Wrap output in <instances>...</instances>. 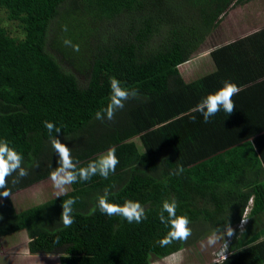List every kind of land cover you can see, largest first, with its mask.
<instances>
[{"label": "trees", "instance_id": "16d2710c", "mask_svg": "<svg viewBox=\"0 0 264 264\" xmlns=\"http://www.w3.org/2000/svg\"><path fill=\"white\" fill-rule=\"evenodd\" d=\"M69 1L0 0V10L18 22L23 36L11 38L0 25V140L22 154V166L29 174L39 171L40 179H49L59 166L54 138L71 150L78 167L113 146L119 164L107 179L97 174L73 183L65 194L20 212L0 191V247L3 240L27 239L30 253H58L60 264H150L152 258L165 259L189 248L191 238L161 245L170 231L159 219L163 202L175 198L177 215H187L190 224L199 221L201 212L190 205L178 178L151 180L155 162L163 168L178 163L186 170L252 137L264 167V105L251 103L254 93L240 90L232 98L235 109L230 115L221 109L205 123L192 109L223 84L214 90V80L187 83L178 70L217 28L220 16L248 0H74L67 12ZM81 11L80 17L90 20L76 25L80 18H73ZM65 40L79 45V51ZM72 69L87 73L84 84ZM112 77L137 95L112 120H98L96 113L110 102ZM45 121L60 132L50 133ZM199 175L202 184L214 186L209 170ZM105 189L110 203L139 201L147 219L128 223L122 216L103 214L98 199ZM250 192L248 225L234 241L245 249L227 260L264 264V188L256 185ZM73 197L78 198L74 223L65 227L62 203ZM249 199L244 196L241 204L228 209L222 223L205 220L215 227L223 228L227 220L234 225Z\"/></svg>", "mask_w": 264, "mask_h": 264}, {"label": "rangeland", "instance_id": "374dc122", "mask_svg": "<svg viewBox=\"0 0 264 264\" xmlns=\"http://www.w3.org/2000/svg\"><path fill=\"white\" fill-rule=\"evenodd\" d=\"M79 1V0H77ZM77 5V3H76ZM78 6V5H77ZM264 6V5H263ZM74 7V0L69 1L68 4L65 7V10L67 12H71V9ZM80 7V4H79ZM92 8L91 6H89ZM87 7V10L90 9ZM238 5L231 6L228 10H226L219 18L218 26L216 29H219V32L217 34L218 37H215V39H218L211 42H206L202 44L199 48L201 50H205L204 52L200 53L197 56L191 55V60L189 64L180 65L179 73L182 76V78L186 81H190V78L196 77L192 74H189L188 76L185 75V71L188 72V69H202L208 62L207 56L205 52H209L214 46L220 45L223 41H228L229 38L232 37H239L242 35H245V31L239 27L237 24V13L238 11ZM251 7V6H249ZM81 8V7H80ZM246 13V21H248L249 17H247L248 14V7L244 9ZM79 15V16H78ZM82 15V11L78 12L77 16L73 18L75 21H77L76 25L78 23H87L90 19L88 18H82L80 17ZM0 25L7 28L10 37L11 38H17L22 39V33L19 29V24L16 21H9L6 16L5 10H0ZM98 29H100V25L94 24ZM257 26L254 23V28ZM215 29V30H216ZM235 29L234 35H230L229 33ZM214 30V31H215ZM213 31V32H214ZM212 32V33H213ZM211 33V34H212ZM210 34V35H211ZM214 35L216 36V32H214ZM228 37H223L227 36ZM53 38V37H52ZM214 38V37H213ZM211 38V39H213ZM208 39V38H207ZM206 39V40H207ZM210 39V41H212ZM206 44V45H205ZM203 46V47H202ZM200 49H198L197 52H200ZM58 61L62 64V66L69 70L68 67H66L65 63L63 62L64 58L62 56L56 55ZM203 65V66H202ZM184 71V72H183ZM72 74L80 81V83L84 84L87 73H83V70L80 69H72ZM248 164H253L255 168L258 171L256 173H259L261 170L260 164H258L257 156L255 155V152L253 148L249 145H243L241 147H238L236 150H233L227 154H224L216 159L209 160L207 162H204L202 164H199L198 166H195L192 169H186L182 172H179V169H176L177 171H174L175 173L171 171H164L161 170L155 171V173L152 175L151 180L153 182L163 179L165 176L167 177H176L178 178L182 184L183 189L187 193L189 197L190 205L196 207L197 209H200V214H198L199 221L196 220L197 223H191L189 227L192 230L191 240L189 248L183 249L179 251L178 253L172 254L169 258L165 260H157L152 258L150 260V264H207V262L215 261L218 257L222 260L223 257H221V251L224 248L225 243H227V246L231 245L232 242L235 239H238V236L240 235L239 232H234L231 237H228L227 235L219 241L215 246L202 248L201 244L202 242L206 244L207 237L217 228L218 225L210 226V224L206 220H200L203 218L204 213H202V210L204 209H210L214 208L217 200L220 198H225L228 195H232L231 197L226 198L227 205L225 206V210L227 211L226 217L228 218V207L231 208L232 206L236 205L238 201L244 196H251L252 192L251 189L255 186L254 183L249 184V179H246L245 175L241 173V170L244 166L248 168ZM207 169L209 170L210 175L213 176V184L214 186L210 188V186H205L201 182V177L199 175V172ZM16 174V175H15ZM18 176L17 173H13L11 177L8 178V190H9V197L14 204V208L17 212L23 211L26 208H31L36 205H39L41 203H44L50 199H53L57 197V190L54 188L53 183L51 179H40V172L37 170L30 171V174L25 177L26 179L19 178V182L13 184L12 181L16 179ZM228 181V182H226ZM224 183L228 184L227 188L222 187ZM221 184V185H220ZM244 184V190H241L237 193V195L231 194L237 191L238 185ZM0 191H3V189H0ZM69 191V187L67 192ZM11 192V193H10ZM251 193V194H250ZM63 195V194H62ZM61 196V195H60ZM230 198V199H229ZM205 200H211L213 203L208 204ZM231 200H235V204L231 202ZM210 203V202H209ZM249 207V209H248ZM248 207L246 209V212H243L241 215L242 220L247 218V222H241V220L237 223L238 228L241 230V232L245 231V228L248 224V214L251 211L252 208V200L250 203H248ZM237 211V210H236ZM235 219V218H234ZM191 222V221H190ZM240 224H244L243 226ZM226 225L233 227V222H229L227 220ZM223 226V225H221ZM236 226H234L232 229L234 230ZM222 228V227H221ZM239 233V235H238ZM4 241V240H3ZM2 241V249L0 251V264H60V254H54V255H34L30 253L28 248V240L24 239L18 242L14 238H10L8 240H5V242ZM221 250L217 252L219 249ZM215 251V253H214ZM217 252V253H216ZM229 252V251H228ZM228 256V254H227Z\"/></svg>", "mask_w": 264, "mask_h": 264}, {"label": "clouds", "instance_id": "9594fccd", "mask_svg": "<svg viewBox=\"0 0 264 264\" xmlns=\"http://www.w3.org/2000/svg\"><path fill=\"white\" fill-rule=\"evenodd\" d=\"M64 30H67L66 26ZM64 43L67 46H71L74 51H79V45H73L69 40H65ZM110 90V102L105 109H101L96 113V119L98 120H104L105 118L112 120L116 111L123 109L124 103L129 98H134L137 95L135 91H130L126 87H123L121 82L115 77L110 78ZM240 90V87L235 83L225 81L222 88L202 99L192 111L201 113L205 123H207L209 118L214 116L221 109L230 115L235 109V104L232 98L237 95ZM193 119L195 118L193 117ZM44 126L50 133L53 132V130L57 133L60 132V129L56 128L51 122L45 121ZM52 144L55 152L59 154L60 158L58 162L59 166L50 173V179L54 188L57 190V197L65 194L68 187L73 183L89 181L97 174L104 179H107L110 174L115 173L116 166L119 164L114 146L110 147L108 151L97 160L90 161L86 167H78L79 162L74 161L71 150L67 146L62 144L56 138L53 139ZM22 164V154L18 153L13 147H11L7 140H0V189L4 190L2 194L4 197L9 195L8 178L11 177L13 173L18 174L17 178L12 181L13 184L18 183L19 178L28 175V171L22 166ZM182 171L183 168H179V172ZM109 195V190L105 189L104 194L98 199V207L103 214L108 216H122L128 223H141L144 219H147L145 208L139 201L126 200L121 206L116 203H110ZM77 199L78 198L75 197L69 198L62 203L63 211L61 214V220L65 227H70L74 223L73 206ZM177 207L178 202L175 198L165 200L162 204V209L159 214L160 222L166 226H170L169 233L161 240L162 246L169 245L173 240L187 241L192 235V230L189 227V217L187 215H177ZM165 212L168 214L167 217L164 216ZM244 221L247 222V218L241 220V222ZM240 225L243 226L244 224ZM225 235L231 237L233 235V229L228 225H225L223 228L217 227L207 237L206 244L202 242L201 247L206 248L215 246L219 241L224 239ZM226 249L227 243H225L224 248L221 251L223 259L220 260V257H218L216 259L217 261H226L228 259L227 255L224 256Z\"/></svg>", "mask_w": 264, "mask_h": 264}, {"label": "crops", "instance_id": "0c3cea01", "mask_svg": "<svg viewBox=\"0 0 264 264\" xmlns=\"http://www.w3.org/2000/svg\"><path fill=\"white\" fill-rule=\"evenodd\" d=\"M263 5H264V0H248V2L238 5L237 8H238L239 13H237V17H236L237 24L239 25V27H241L245 31V35L229 38L228 41H223L222 43H220V45L216 47L214 46V48H212L209 52H205V54L208 55L207 61L209 60V62L202 69L196 70V69L191 68V69H188V72L185 71L184 76H188L189 74H192L196 77L190 78V81H186V80L184 81L187 83H192L200 79H206L210 82L214 80L215 84L213 85L214 86L213 88H215L214 90H216V88H219L222 86V84H224L222 83V81H228V79L236 80L243 84V86L240 88L241 91L244 89L243 92L247 91L249 95H250V92L254 93V97L251 98V103H253L254 105L255 104L264 105V6ZM247 7H248V14H249L247 15V17H249L248 21H246V13L244 11V9ZM254 23L257 26L256 28H254ZM214 32H216V36L214 35ZM214 32L211 35L207 36L203 40L202 44L206 42L213 43L214 41L218 40V39H215V37H218L217 34L219 32V29H216ZM235 32H236L235 29H233V31L230 32L229 34L234 35ZM230 35L223 36V37H228ZM210 39L212 41H210ZM215 50H218L216 51L217 52L216 61H217L218 66L220 67H218L217 64H215L216 63L215 58L213 57V54H212ZM197 51L192 55V57L199 55L200 53L206 51V49L205 50L200 49V52H197ZM191 59L192 58L190 56V59L182 65L186 66L185 64H189ZM181 66H179L178 68L180 69ZM217 74H220L219 78H217L218 77ZM249 89H250V92H249ZM251 138L252 137L246 139L244 143H241L238 146L228 149L227 151L217 156H214L211 159H208L204 162H207L212 159H216L224 154H227L233 150H236L238 147H241L243 145H249V144L253 148L255 155L257 156V159H258L257 152L253 145V139ZM258 164H260L259 166H261V170L259 171V173H256L259 167L255 168L253 164L251 165L248 164V168L244 166L243 169L241 170V173L245 175L243 177H245L246 179H249L248 181H246V182H249V184H252V182H256L254 183L255 186L262 185L264 188V167L259 162V159H258ZM155 165H156V170L157 171L161 170L162 172H164L165 170L166 171L169 170L175 173L174 171H177V170L174 168H177V169L181 168L178 163H175L170 167H164V168L160 166L157 162H155ZM192 168L194 167H191L188 169H192ZM164 178H167V176H165ZM222 187L227 188L228 184L224 183ZM244 188H245L244 184H241L240 186L238 185V188L236 189L237 191L231 194L237 195V193L240 192L241 190H244ZM231 196L232 195H228L225 198H220L219 200H217L214 208H210L208 210L204 209V216L202 219L204 220L207 219L211 221L213 220V221H218L219 223L220 222L222 223L223 218H226V213H227V211L225 210V206H224V205H227L226 198L231 197ZM241 200H243V198L238 201V205L242 203ZM251 200L252 198L250 196L248 203H250ZM205 201L208 202V204L213 203L211 200L209 201L205 200ZM231 202L233 204L236 203L235 200H231ZM232 207L231 208L228 207V209L230 210L232 209ZM247 207H248V204H247ZM242 217H240V220H242ZM236 225L237 227H235V229L233 230V233L239 232L241 235V231L238 229V224L237 223L234 224L233 227ZM210 226L212 227L211 224ZM190 238L191 236L189 237V239ZM234 241L237 242V239H235ZM234 241L232 242L231 245L227 246L224 256L227 254H228V257L230 255L233 256L241 252V250L245 249V247L243 246L240 247L237 244H235ZM1 249H2V246L0 247V251ZM220 250L221 248L217 252H219ZM41 256H45V255H41ZM207 264H249V263L240 262V260L238 259V261H232V262L228 260L226 261L215 260L212 262L208 261Z\"/></svg>", "mask_w": 264, "mask_h": 264}]
</instances>
